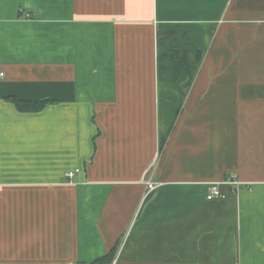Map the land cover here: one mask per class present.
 Instances as JSON below:
<instances>
[{"label": "crops", "instance_id": "crops-1", "mask_svg": "<svg viewBox=\"0 0 264 264\" xmlns=\"http://www.w3.org/2000/svg\"><path fill=\"white\" fill-rule=\"evenodd\" d=\"M0 71V264H264V0H0Z\"/></svg>", "mask_w": 264, "mask_h": 264}, {"label": "built area", "instance_id": "built-area-1", "mask_svg": "<svg viewBox=\"0 0 264 264\" xmlns=\"http://www.w3.org/2000/svg\"><path fill=\"white\" fill-rule=\"evenodd\" d=\"M5 73L0 71V77H4ZM80 169H76L75 171H71L69 172L67 175L69 178H73L74 174L76 172H79ZM222 183H228L229 185H232L237 189L242 188L243 186H245L246 184H244L243 181H241L236 175H234L230 180L228 181H220V182H214L210 185L209 188V193L207 195L208 199H213L215 197H220V196H224L225 193L224 191H222L221 188V184ZM163 184V182H157V181H153V180H148L146 183L147 186V192H152V191H156L158 188L161 187V185Z\"/></svg>", "mask_w": 264, "mask_h": 264}, {"label": "trees", "instance_id": "trees-1", "mask_svg": "<svg viewBox=\"0 0 264 264\" xmlns=\"http://www.w3.org/2000/svg\"><path fill=\"white\" fill-rule=\"evenodd\" d=\"M11 102H13L17 108H19L21 111L27 112V111H40L42 108L48 104L50 101L46 99H42V101H31V100H21L17 97H12Z\"/></svg>", "mask_w": 264, "mask_h": 264}]
</instances>
